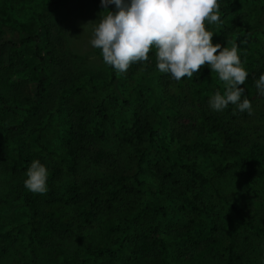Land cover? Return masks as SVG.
Masks as SVG:
<instances>
[{"label":"rangeland","instance_id":"rangeland-1","mask_svg":"<svg viewBox=\"0 0 264 264\" xmlns=\"http://www.w3.org/2000/svg\"><path fill=\"white\" fill-rule=\"evenodd\" d=\"M224 1L218 0L219 5ZM235 1L243 25L261 23L250 31L257 38L258 47L251 38L239 34L224 45H238L242 66L248 73L240 86L244 90L241 98L250 100L251 115L247 111L239 112L232 104L222 111L213 110L210 98L217 91L221 94L225 91L218 75L205 65L191 78L175 80L171 74L159 71L155 48L150 50L147 61L133 63L121 73V94L114 92L109 66L103 62L101 50L90 44L93 27L102 13H106L101 0H0L2 23L26 32H36L46 24L52 36L46 40L45 48L65 60L70 69L66 75L61 66L49 64L47 92L38 113L31 115L18 130L0 127V233H8L5 248L0 245V264L28 261L30 226L24 203L28 189L24 182L30 166L29 156L34 158L42 147L46 151L41 161L47 168L48 178L46 193H34L40 211L44 210L51 193L69 197L71 186L90 179L86 200L75 205L77 210L84 209L93 200L92 191L106 192L113 188L116 176L133 173L141 152L146 162L142 184L136 192L119 199L103 195L95 215L88 220L83 214L73 231L56 235L39 251L38 264H54L53 253L58 248L69 258L106 250L84 264H119V253L128 264H161L162 248L152 236L154 226L162 219L156 201L168 212L162 226L170 248L167 264H230V234L238 228V215L231 204L264 227V177L236 164L245 158L264 166V94L256 84L251 90L248 85L254 70L249 64L256 63L258 78L264 73V0ZM205 25L210 31L207 21ZM32 51L33 45L29 44L12 65H0V124L19 123L30 109V80L37 77ZM145 73H151L157 82L160 80L156 108L168 119L162 137L155 135L152 140L147 136L136 139L131 130L139 117L149 119L154 125L159 121L158 114L150 108L151 91L143 86L137 92L139 79ZM102 80L107 84L99 83ZM14 100L18 107L13 104L5 107V102L11 104ZM102 105L108 109L99 116L98 107ZM81 109L90 150L75 172L69 169L66 152L69 131ZM173 110L181 114L179 123ZM215 118L233 131H243L244 139L239 147L220 144L208 133L206 125ZM98 121L106 131L104 139L95 132ZM33 127L39 129L40 141L31 131ZM20 149L25 162L13 171L11 167L18 161ZM184 164L194 165L208 177L215 175L218 167L229 164L228 171L217 177L223 195H218L211 183L201 184ZM91 208L87 207L86 212ZM187 226H191L190 231L185 230ZM244 230L255 231L242 226L234 232L237 251H244L246 261L264 264V233L254 232L257 243L246 248ZM117 242H121L120 250Z\"/></svg>","mask_w":264,"mask_h":264},{"label":"trees","instance_id":"trees-1","mask_svg":"<svg viewBox=\"0 0 264 264\" xmlns=\"http://www.w3.org/2000/svg\"><path fill=\"white\" fill-rule=\"evenodd\" d=\"M236 4L237 3L235 0H225L220 4V23H208V27L213 33V42L220 43L222 46H224L230 42V40H233L237 34H239L243 37L251 38L252 41L256 42L254 43V46L258 47V43L256 41L257 38L251 36L250 31L253 28L260 26V21H258L253 26L243 25L236 12ZM262 9L264 11V4L262 5ZM108 10L113 12L117 11L114 4H109ZM238 29L240 30L237 31ZM51 36V29L46 24H42L36 32H26L0 21V65H12L19 52L26 48V46L29 44L33 45L32 54L37 64V77L35 80H30V87L32 89L31 94L28 97L29 101L31 102L30 109H28V112L19 123L13 125L0 124V127H4L7 131L18 130V128L26 124L31 115L37 114L41 109L40 107L42 105L44 95L47 92V81L49 79L47 66L49 64L61 66L66 75L70 72V69L65 65V60L58 58L53 50L45 48L46 40ZM262 59H264V57H262ZM255 64L256 63L249 64L250 67H254V70H252V75L250 74L248 78L250 90L253 89L256 81L259 79L256 76ZM109 69L111 71L110 84L113 86L114 92L121 94V73H118L111 66H109ZM153 69L156 68L154 67ZM152 76L153 75H151V73H145V76L139 79L137 92L140 93L143 86H146L151 91L152 99L150 102V108L158 114L159 121L154 125L149 119H142L140 117L137 118V120L134 122L133 128L131 129L132 137L136 139H143L147 136L150 140H152L155 135L162 137L168 124V119L161 115L156 108L160 98L159 83L161 82L159 80L158 83L153 79ZM99 83L107 84V81L102 80L99 81ZM254 91L255 90H253L252 94ZM243 99L247 98H241V102ZM12 104L14 107H18L15 100L11 104L5 102V107H10ZM107 109L108 108H106L105 105L99 106L98 115L100 116L101 113ZM83 111L84 110L82 109L80 110V114L77 116L75 125L69 131V146L66 152V160L68 161L69 169L75 172L77 171L78 165L80 164V160L87 156L90 150V145L88 143L89 136L86 133V122ZM173 112L175 113V121H179L181 119L180 112L177 110H173ZM104 117L107 116L105 115ZM206 127L208 133L211 134L213 138L216 139L220 144L236 148L237 146L239 147V145H241L240 143L244 139L242 134L243 131H233V128L230 126H225V124H222L218 118L210 121ZM38 130L39 129L36 127L31 129L33 133L37 134V138L40 141L41 138ZM95 132L101 139L105 138L106 131L103 127V123L101 124L99 121L96 123ZM21 143L22 141H20V144ZM44 151L46 150L44 147H42V149L35 154L34 158L33 156H29V162L31 163L33 160H39L42 163L41 157ZM98 154L101 155V157L103 156L100 152H98ZM24 160V152L20 149L18 161L13 165V167H11V169L13 171H17L19 169L18 166L25 162ZM145 162V155L143 152H141L137 163V169L131 174H121L116 176L113 188L106 192H101L98 190L92 191L93 200H89L84 205V209L82 208L77 210L75 205L86 200V186H91L90 179H85L82 183L78 182L71 186L68 190L70 195L69 197L57 196L56 194L51 193L49 196H47L46 205L42 211H40L38 208L37 202L35 200V194L28 190L24 194V203L28 208V224L30 226L29 242L26 247L28 255V261L26 264H38L39 251L43 250L56 235L73 231L74 227L79 221V218L83 214L86 215V219L88 220L93 215H95L97 203L103 195H108L114 197V199H119L124 194H132L136 192L138 186L142 184L141 174L145 169ZM236 164L244 169L255 171L264 177V166H260L255 162L245 158L238 160ZM184 167H186L187 170L194 176V178H196L201 184L209 182L212 184L218 195H223V188L217 177L218 175H223L228 171L229 164L218 167L217 173L211 177H208L203 172L196 169L194 165L184 164ZM132 178L134 179L133 182L131 181ZM156 205L161 213L162 219L159 220L154 226L152 236L162 248L161 264H167L170 248L168 246L167 240L162 234V226L167 219L168 212L159 201H156ZM231 205L236 209V213L238 215L237 229L241 228L242 226H247L250 229H255L254 232H258L259 235H263L264 227H261L259 224H257L255 218L248 219L241 209L237 208L233 204ZM87 207H92L89 212H86L85 210ZM180 221L182 222V225H185L183 218H180ZM237 229L231 231L230 234L231 238L228 244L230 264H253L254 261L251 259L250 261L244 260V251H237L236 249V240L233 234L237 231ZM185 230L190 231L191 226H187ZM254 232H246V230L243 231V240L246 248L253 247V245L257 243L256 239L253 237L255 235ZM7 235V232L0 233V245L2 248H5ZM120 244L121 242H117L118 250H120ZM105 252L106 250H99L92 253L88 252L83 256L69 258L66 256L62 248H58L53 253L54 264H84L88 259L96 258ZM119 264H128L121 253H119Z\"/></svg>","mask_w":264,"mask_h":264},{"label":"clouds","instance_id":"clouds-1","mask_svg":"<svg viewBox=\"0 0 264 264\" xmlns=\"http://www.w3.org/2000/svg\"><path fill=\"white\" fill-rule=\"evenodd\" d=\"M101 4L107 11L93 27L90 44L101 50L105 64L125 73L133 63L147 61L155 48L159 71L178 81L191 78L207 65L225 89L223 94L217 91L210 98V107L222 111L232 104L239 112L252 114L250 100L241 102L244 90L240 86L248 73L242 66L238 45L213 43V33L205 25L206 21L220 23L218 0H101ZM109 4H114L117 11L108 10ZM256 86L264 94V73ZM47 178L46 166L33 160L25 187L44 194Z\"/></svg>","mask_w":264,"mask_h":264}]
</instances>
